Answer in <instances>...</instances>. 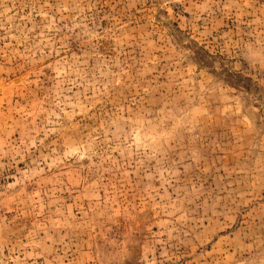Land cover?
Wrapping results in <instances>:
<instances>
[{"label": "rangeland", "instance_id": "374dc122", "mask_svg": "<svg viewBox=\"0 0 264 264\" xmlns=\"http://www.w3.org/2000/svg\"><path fill=\"white\" fill-rule=\"evenodd\" d=\"M0 264H264V0H0Z\"/></svg>", "mask_w": 264, "mask_h": 264}]
</instances>
